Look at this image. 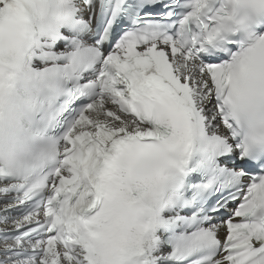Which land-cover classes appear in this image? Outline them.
Wrapping results in <instances>:
<instances>
[{"label":"snow or ice","instance_id":"obj_1","mask_svg":"<svg viewBox=\"0 0 264 264\" xmlns=\"http://www.w3.org/2000/svg\"><path fill=\"white\" fill-rule=\"evenodd\" d=\"M0 264H264V0H0Z\"/></svg>","mask_w":264,"mask_h":264}]
</instances>
